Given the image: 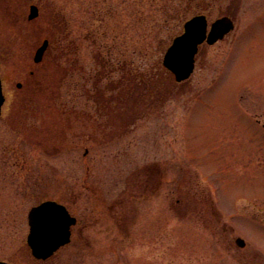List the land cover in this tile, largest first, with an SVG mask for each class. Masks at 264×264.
<instances>
[{
	"label": "rangeland",
	"instance_id": "rangeland-1",
	"mask_svg": "<svg viewBox=\"0 0 264 264\" xmlns=\"http://www.w3.org/2000/svg\"><path fill=\"white\" fill-rule=\"evenodd\" d=\"M233 13L234 30L202 46L190 78L173 81L149 114L126 102L121 119L132 122L116 136L83 124L99 87L118 81L121 56L161 82L163 53L186 20ZM44 39L28 95L16 84ZM0 75V260L34 264L31 207L71 191L76 214L101 198L80 193L113 195L153 162L163 173L153 196L117 199L123 229L106 218L97 246L61 264H264V0H0Z\"/></svg>",
	"mask_w": 264,
	"mask_h": 264
},
{
	"label": "flooded vegetation",
	"instance_id": "flooded-vegetation-1",
	"mask_svg": "<svg viewBox=\"0 0 264 264\" xmlns=\"http://www.w3.org/2000/svg\"><path fill=\"white\" fill-rule=\"evenodd\" d=\"M35 9L34 16H38V6L37 4H30L29 6V13L27 15V20L32 21L35 18H31V9ZM234 13L230 18H234ZM46 43V50L39 62L34 61V56L32 57L31 66L32 68L28 71V74H26V81L25 86L21 83H17L16 87L20 90H24L25 94L32 95L36 92L33 90L35 88V85L38 84V73L35 71V67L40 66L42 64L43 58L45 53H47L49 48V39H44L43 42ZM42 44V43H41ZM40 44V45H41ZM39 45V46H40ZM38 46V47H39ZM204 46V45H202ZM202 46L200 47L199 51L201 50ZM37 47V48H38ZM36 48V49H37ZM36 51V50H35ZM35 53V52H34ZM0 79L2 82V77L0 75ZM2 88H3V82H2ZM99 97H93L91 99L92 104L95 106L96 110H98L94 114H90L89 112H84L82 114V118L84 119L83 124L87 127L89 125H94L97 128L98 133L100 136L105 137L107 136H116V134L119 132V129L117 130L114 126L118 125V128L120 127V123L115 121L116 119H120L122 117V114L120 112V97L119 92L120 89L117 85V83H108L103 85L102 87H99ZM33 91V92H32ZM108 92V97L106 96V93ZM4 94V92H3ZM5 97V95H4ZM56 105V103H54ZM119 104V105H118ZM58 109V108H57ZM113 111V113H112ZM65 115V114H62ZM75 117H78V115H74ZM68 117V116H65ZM71 117V116H70ZM68 119V118H67ZM114 120V125H112V121ZM54 125H56V121H54ZM112 126V128H110ZM84 127V126H83ZM68 127L67 129H69ZM96 131V129H95ZM118 131V132H116ZM56 139H53V143ZM87 153V152H86ZM133 173V174H132ZM162 171L159 167L153 162L148 163L147 165L143 166L140 170H138V173L131 172L126 176V186L120 187V182H115L114 189L115 192H113V195L111 192L109 194L107 193H80V196H101L100 202L94 201L93 207H84L83 210L77 211L76 214H74L70 210V206H73V198L72 196H76L73 192L65 193L64 195L59 194L60 199L56 196H53V201L64 206L68 215L70 218L74 219L72 225L69 227V241L63 245L60 246L52 256L48 257L47 259H35L32 257V260L34 264H47L50 263L53 260V264H61L63 261L67 260L68 258L72 257L73 254L80 253L82 254L85 250L91 249L92 247L97 246V244L100 242L99 239L96 238V234L94 233L95 230L106 232V228L109 226L106 224V218L112 217V221L114 226L121 230L126 225V215H118L117 212H111L113 210L112 207L116 205L118 202L117 199H119L122 196H128L130 200L133 198H139L144 199L147 196H153V188L157 187L158 184L161 182L160 178L162 176ZM157 180V181H156ZM129 181L131 184H129ZM154 181L156 184H154ZM83 188L86 189L84 183L82 184ZM77 195V196H79ZM63 196H70L69 201L70 203L63 202L66 201ZM104 196H117L112 200L110 204H106V200ZM119 200V204H120ZM123 202V200H122ZM41 203V202H40ZM78 210V209H77ZM110 214V215H109ZM96 232V231H95ZM92 233L94 237L90 235ZM93 239V240H92ZM5 261L8 264H20L13 260H0Z\"/></svg>",
	"mask_w": 264,
	"mask_h": 264
},
{
	"label": "water",
	"instance_id": "water-1",
	"mask_svg": "<svg viewBox=\"0 0 264 264\" xmlns=\"http://www.w3.org/2000/svg\"><path fill=\"white\" fill-rule=\"evenodd\" d=\"M34 13L30 17H33ZM233 29V22L228 17H220L210 24L207 31V20L204 15H197L183 24L181 34L175 36L166 49L162 65L169 70L176 83L189 78L194 68L195 55L198 46L206 42L208 45L221 40ZM46 42L36 54L35 61H39L45 49ZM3 103L0 83V110ZM64 207L53 201H46L33 207L28 213L30 227L27 237L28 246L36 258H46L59 246L68 241L69 225L72 223ZM238 247H243L240 238L235 240ZM0 264H6L0 262Z\"/></svg>",
	"mask_w": 264,
	"mask_h": 264
},
{
	"label": "trees",
	"instance_id": "trees-1",
	"mask_svg": "<svg viewBox=\"0 0 264 264\" xmlns=\"http://www.w3.org/2000/svg\"><path fill=\"white\" fill-rule=\"evenodd\" d=\"M131 62L130 59L121 56L120 65L116 69L120 73V77L116 82L120 89L118 95L120 97L119 108L121 109L120 111H123L126 109L124 104L129 102L134 104V106L131 104L132 108L136 106L140 107L139 115H146L154 110L152 108H157L165 100L166 93H168L169 87L173 82L170 79L172 76L163 67H160L161 75L163 76V80L160 82L157 77H154V72L151 69L149 71L132 69ZM152 68L159 71L155 66ZM136 116L134 115V118ZM121 120L118 122L120 123V127L124 126L126 121V124L131 121L127 119ZM112 125H114V120L112 121Z\"/></svg>",
	"mask_w": 264,
	"mask_h": 264
}]
</instances>
